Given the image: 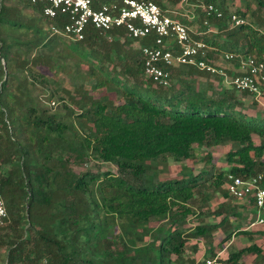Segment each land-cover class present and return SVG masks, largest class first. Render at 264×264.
Listing matches in <instances>:
<instances>
[{"label": "trees", "instance_id": "16d2710c", "mask_svg": "<svg viewBox=\"0 0 264 264\" xmlns=\"http://www.w3.org/2000/svg\"><path fill=\"white\" fill-rule=\"evenodd\" d=\"M114 1L122 0L95 5ZM198 1L222 11L221 17L200 12L208 21L205 30L213 21L212 34L198 39L212 48L210 60L221 51L264 60V0H240L235 10L229 9L232 0ZM234 13L245 23L233 25ZM175 17L186 25L197 20ZM67 22L65 15L45 16L40 4L0 0V195L9 215L0 228V264H184L191 237L209 238L228 213L242 216L240 207L250 209L253 201L228 210L221 204L214 214H227L219 223H201L187 233L184 225L193 213L188 202L205 170L157 180V173L149 175L151 162L192 159L197 147L229 142L230 166L216 185L225 184L229 173L252 176L264 169V118L247 113L242 100L210 81L195 87L200 73L222 78L195 67H179L180 75L194 80L179 78L183 88L177 91L167 90L175 84L167 88L147 78L141 47L153 44V35L136 47L123 28L106 34L90 27L83 40L70 43L51 33L53 24ZM85 65L74 94L52 87L55 81L43 70L71 75ZM88 81L93 90L114 91L118 101L108 93L95 98L85 88ZM53 98L63 110H53ZM92 160L113 163L118 172L76 171ZM237 230L211 243V257ZM252 251L262 248L256 243L232 250L227 261L243 264L242 256Z\"/></svg>", "mask_w": 264, "mask_h": 264}, {"label": "built area", "instance_id": "2783aa9c", "mask_svg": "<svg viewBox=\"0 0 264 264\" xmlns=\"http://www.w3.org/2000/svg\"><path fill=\"white\" fill-rule=\"evenodd\" d=\"M25 1L42 5L44 15L49 18L65 15L68 22L62 26L53 24L51 33L67 36L72 41L83 40L90 27L106 34L113 29L123 28L128 37L136 40L153 35V44L141 47L144 74L163 87L171 84L172 69L185 65L221 76L235 90L249 92L258 101L264 97V60L253 55L226 53L225 59L229 61L239 59L238 64L231 68L234 74H229L230 70L209 59L212 48L204 41L194 39L190 27L175 17L179 12L173 8H163L156 1L122 0L102 2L98 6L95 5L96 0ZM186 3L188 0H180V4ZM202 7L216 13L218 17L222 16V11L214 3L203 4ZM231 20L236 26L245 23V19L235 13ZM263 182L264 169L247 177L234 173L227 175L225 187L230 196L244 202L253 201L255 217L250 226L264 224ZM8 218V210L0 195V228L7 224ZM198 264L232 263L217 254L202 259Z\"/></svg>", "mask_w": 264, "mask_h": 264}, {"label": "rangeland", "instance_id": "374dc122", "mask_svg": "<svg viewBox=\"0 0 264 264\" xmlns=\"http://www.w3.org/2000/svg\"><path fill=\"white\" fill-rule=\"evenodd\" d=\"M162 4V7H171L173 6V9L177 12H179V15L187 18L188 20H192L193 18H196L197 20L195 22L189 23V27L191 30V35L194 39H200L199 37L205 36V35H211V32H207L204 34L205 30V24H204V17L202 16L201 9H203L202 6H199L198 0H188V3L186 4H180V0H159ZM241 4L240 0H232L230 1L229 9L235 10L236 5ZM211 26L213 21L211 20ZM204 24V26L202 25ZM112 38V37H110ZM132 37H128V42L132 45ZM136 40V39H134ZM76 42V41H74ZM70 43H73L72 40H70ZM134 45L136 47L140 46L139 41H135ZM214 50V49H213ZM223 59H220L222 62H220V66L225 68L229 71V67L227 63L229 60L225 59V53H223ZM227 61V62H226ZM227 63V64H226ZM88 69V67L82 66L80 68L73 69V73L71 75L61 74L60 76L53 75L51 71H49L47 68L43 69L46 74L51 78L52 81H55V83H52V87H56L59 89L60 93H63L61 88H65L66 90H69L72 94H74V89L76 83H80L82 81V76L80 73H78L79 70H83L85 72ZM174 76L172 78L171 84H175L177 88L171 87L167 90L177 91L178 88H183V86L180 85L179 78L183 77L184 81L190 80L194 78H191L189 76H185L183 73L180 75L179 73V67L174 68ZM230 74V73H229ZM211 80V83L215 84V87L217 90H221L223 92L224 90H229L228 94H234L238 99L242 100L243 102V108L246 110L247 113H250L251 115H257L260 118H264V97L261 99V101H258L251 93L249 92H240L236 91L233 92V86L226 82L224 79L221 78V80L218 77H208ZM182 81V80H181ZM200 81V82H199ZM199 81H196V84L194 85L197 88H203V82L206 81L204 78H200ZM206 81V82H207ZM85 88L90 91V94H92L95 98H99L103 95H108L115 101H118V95L114 91H107L105 89L100 90H93L91 88V83L88 81L85 83ZM78 94V92L76 91ZM227 94V93H226ZM42 97L44 102H48L46 94L44 95L42 93ZM56 101V104L51 103V106L53 110L60 109L63 110L62 106L58 102L57 98H53ZM76 110H79L76 107ZM65 111V110H64ZM66 113L69 114V112L66 110ZM253 137L256 141H259L261 138L258 134L254 133ZM234 148L232 143L226 142L220 145L215 146H204V147H197L195 149V158L183 160V161H176L171 157L161 158L158 161L153 160L151 162V170L149 171V175L152 174L156 175V179H168V178H177L181 179L184 176H189L191 171H193L195 174L200 173V171L205 170V174H203L202 180L200 181V185H198L195 188V193L193 198L188 202V206L193 212L189 215L187 219V223L184 225V229H186L187 233H190L194 230L195 226L201 223H211V224H217L219 223L223 217L227 214L224 212L223 214H214L217 209H219L220 205L223 204L224 209L228 210L229 208H232L234 205L242 206L244 204V201L237 200L231 196H226L225 191L226 187L225 184H223L221 187H218L216 185L217 177L220 172L223 170H227L230 166L228 164L227 159V153ZM150 163V162H149ZM77 172H83L91 170L93 172H103V171H111L113 173H117V166L113 163L109 162H101V161H95L92 160L88 163L83 164L82 166H76L75 167ZM191 170V171H190ZM3 198V197H2ZM4 200V198H3ZM5 202V200H4ZM242 209V216H232L231 212L228 213L230 216L229 219L225 222L224 225L221 227L215 229L212 232V235H210L209 238L200 236L197 237H191V239L188 240V243L185 247V251L182 254V260L184 261V264H190L189 260H196L195 262H199L202 259L206 257H211V251L213 249L212 244H215L220 238L224 236L225 233H229L232 230H237L238 228L250 230L251 232L248 233H240L238 237L234 238V241L231 243V240L225 244V250L221 253V251L224 249H219V252L217 254H220V256L224 258H228L229 253L231 250H236L242 247V245L245 244H256L263 249V251L256 252H247L245 253V257H251V258H259L264 257V233L261 231H264V224L263 225H254L250 226L251 221L254 220L255 214L253 212V209H245L243 207H240ZM230 211V210H229ZM8 223V221H7ZM169 221L165 220L162 222V224H167ZM160 223L156 222L152 225L158 226ZM250 226L249 228H247ZM5 230V229H4ZM150 239V238H149ZM211 240V241H210ZM231 244V245H230ZM227 245V246H226ZM244 257V256H243ZM173 258H176L175 255H173ZM246 260L249 263V260L246 258ZM2 261V253H0V263Z\"/></svg>", "mask_w": 264, "mask_h": 264}, {"label": "crops", "instance_id": "0c3cea01", "mask_svg": "<svg viewBox=\"0 0 264 264\" xmlns=\"http://www.w3.org/2000/svg\"><path fill=\"white\" fill-rule=\"evenodd\" d=\"M168 8H170V7H168ZM171 8H173V6H171ZM213 29V28H212ZM211 28H208L206 31H204V33H207V32H210L211 30H212ZM215 48V50H217V48L216 47H214ZM223 51H221V52H218L217 54H215V55H213V57H214V59L212 60L213 62H215L217 65H220L219 63L220 62H222L220 59H218V58H222L223 59ZM227 62V61H226ZM232 62V63H231ZM228 61L227 63H231V66H230V64H227L228 65V67H229V70L230 71H232V67H234V66H236L237 65V63H235V62H233V61ZM180 67V66H179ZM199 73V72H198ZM198 80L197 81H199V79L200 78H204V80H206L207 81V78L209 77V75L208 74H205V73H200V74H198ZM206 81H204L203 82V86H206L208 83H206ZM200 82V81H199ZM210 84H213V83H210ZM209 86V84L207 85V87ZM247 228H249V226L247 227ZM248 232H251L250 230H246V232H243V233H248ZM262 233H264V231H261ZM240 233H242L241 231H236V232H234V234L232 235V237H231V243L234 241V238H236V237H238L239 236V234ZM229 240V241H230ZM228 241V242H229ZM230 243V242H229ZM258 244V243H257ZM231 245V244H230ZM251 245V244H250ZM227 246V245H226ZM246 246H249V244H245V245H242V247H240V248H243V247H246ZM239 248V249H240ZM225 249V248H224ZM235 250V249H234ZM224 251H226V250H224ZM223 251V252H224ZM232 251V250H231ZM262 251H263V249H262ZM244 256V257H243ZM242 256V259H241V262L243 263V264H264V257H257V258H251V257H245V255H243ZM246 258L249 260V263H248V261L246 260Z\"/></svg>", "mask_w": 264, "mask_h": 264}]
</instances>
